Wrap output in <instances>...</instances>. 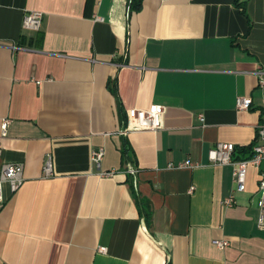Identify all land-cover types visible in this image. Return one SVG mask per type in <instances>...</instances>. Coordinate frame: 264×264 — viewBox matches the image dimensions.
I'll use <instances>...</instances> for the list:
<instances>
[{
    "label": "crops",
    "instance_id": "0c3cea01",
    "mask_svg": "<svg viewBox=\"0 0 264 264\" xmlns=\"http://www.w3.org/2000/svg\"><path fill=\"white\" fill-rule=\"evenodd\" d=\"M129 1L92 0L87 16V0H0V169L24 167L16 193L3 185L0 264H264L260 169L235 193L233 167L208 160L264 124V0ZM28 11L43 14L37 33ZM154 105L160 129L123 131ZM187 159L198 167L166 168Z\"/></svg>",
    "mask_w": 264,
    "mask_h": 264
},
{
    "label": "built area",
    "instance_id": "2783aa9c",
    "mask_svg": "<svg viewBox=\"0 0 264 264\" xmlns=\"http://www.w3.org/2000/svg\"><path fill=\"white\" fill-rule=\"evenodd\" d=\"M43 14L39 11H28L23 15L22 28L25 32H39L42 27ZM98 20L100 18L97 17ZM261 87H264V80L260 83ZM251 105V99L248 97H238L236 99V108L238 110H248ZM162 107L154 105L147 110L130 109L127 113L128 122L123 127V131H156L162 127ZM9 119H4L0 124V136L5 137L8 126L10 124ZM235 146L232 143H218L208 152V160L216 165H231L233 167V183L235 185L234 192L241 193L245 190L246 177L249 167L260 169L258 189H257V209L258 215L256 219L257 229L264 231V167H261L264 163V124L257 127V135L255 143L251 149V156L244 159H234ZM2 152V146L0 144V155ZM103 156V150L101 148L93 150L91 152V161L95 165H99ZM198 163L187 159L179 163H169L167 169H194L198 167ZM23 164L22 163H5L2 164L0 169V210L4 204L3 199V185L7 184L11 193H16L23 184ZM124 172L131 175L135 174V169L131 164H126ZM117 172L114 170L99 172L102 177H113ZM52 161L50 155H46L43 163V175L45 177L52 176ZM235 195H230L224 199L223 204L225 206H231L235 204ZM213 244L218 248H225L229 245L227 241H213ZM102 252L105 249H100Z\"/></svg>",
    "mask_w": 264,
    "mask_h": 264
},
{
    "label": "trees",
    "instance_id": "16d2710c",
    "mask_svg": "<svg viewBox=\"0 0 264 264\" xmlns=\"http://www.w3.org/2000/svg\"><path fill=\"white\" fill-rule=\"evenodd\" d=\"M91 2H92V0H87V8H86V15L87 16H90ZM141 5H142V0H130L129 1V10L131 12H137V11L140 10ZM108 87H109V89H111L113 91V93L115 92V84H112L111 81H109ZM125 125H126V121L122 117L121 118V126H125ZM252 146L253 145H250L248 147L239 148V149L238 148L237 149L235 148L234 155H236V154L239 153V154H243L244 155V156L242 155L243 157H240L239 159L248 158L252 154L251 153ZM142 203L143 202L141 200L138 201L139 208H141V210H144V207H143Z\"/></svg>",
    "mask_w": 264,
    "mask_h": 264
}]
</instances>
